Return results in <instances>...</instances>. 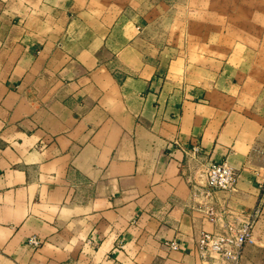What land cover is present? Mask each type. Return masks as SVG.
<instances>
[{"label": "crops", "instance_id": "1", "mask_svg": "<svg viewBox=\"0 0 264 264\" xmlns=\"http://www.w3.org/2000/svg\"><path fill=\"white\" fill-rule=\"evenodd\" d=\"M108 8L0 0V264H209L206 209L262 206L264 85L225 56L166 59ZM208 158L233 192L194 195Z\"/></svg>", "mask_w": 264, "mask_h": 264}, {"label": "rangeland", "instance_id": "2", "mask_svg": "<svg viewBox=\"0 0 264 264\" xmlns=\"http://www.w3.org/2000/svg\"><path fill=\"white\" fill-rule=\"evenodd\" d=\"M109 14L143 27L149 42L166 59L225 56L253 75L254 96L264 85V0H107ZM217 56V57H216ZM261 84V85H260ZM242 264H264V201L247 243Z\"/></svg>", "mask_w": 264, "mask_h": 264}, {"label": "built area", "instance_id": "3", "mask_svg": "<svg viewBox=\"0 0 264 264\" xmlns=\"http://www.w3.org/2000/svg\"><path fill=\"white\" fill-rule=\"evenodd\" d=\"M189 152L197 157L200 148L194 146ZM201 165V176L206 178L208 189L204 193L196 190L195 196L199 193L209 197L213 190L233 192L236 189L238 172L227 159L215 161L208 158ZM191 182H193L192 179ZM206 213L210 221L221 224L224 232L203 233L197 245L199 256L209 264H242L243 249L254 228L259 209L251 215L245 213L235 215L209 207L206 209ZM43 244V239L34 236L28 239L26 246L32 250H38ZM173 248H175V244Z\"/></svg>", "mask_w": 264, "mask_h": 264}]
</instances>
